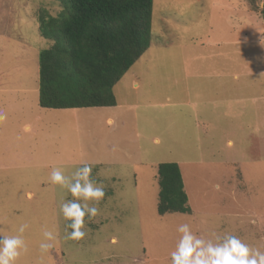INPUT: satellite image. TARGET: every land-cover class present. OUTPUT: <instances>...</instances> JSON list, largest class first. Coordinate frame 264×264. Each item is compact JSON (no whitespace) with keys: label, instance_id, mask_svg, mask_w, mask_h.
<instances>
[{"label":"rangeland","instance_id":"rangeland-1","mask_svg":"<svg viewBox=\"0 0 264 264\" xmlns=\"http://www.w3.org/2000/svg\"><path fill=\"white\" fill-rule=\"evenodd\" d=\"M61 9L0 0V239L22 236L15 264H171L182 224L264 252L257 0H153L150 45L112 87L116 104L53 109L38 104V55L52 43L38 16ZM160 162L179 165L191 213L158 215ZM85 163L104 196L89 204L97 214L85 217V236L67 239L61 204L73 197L50 176L71 178ZM45 230L56 236L47 252Z\"/></svg>","mask_w":264,"mask_h":264},{"label":"trees","instance_id":"trees-1","mask_svg":"<svg viewBox=\"0 0 264 264\" xmlns=\"http://www.w3.org/2000/svg\"><path fill=\"white\" fill-rule=\"evenodd\" d=\"M56 16L40 12L38 104L53 109L116 104L112 87L148 49L153 0H59ZM158 215L191 213L180 167L157 165ZM71 231V230H70Z\"/></svg>","mask_w":264,"mask_h":264},{"label":"clouds","instance_id":"clouds-1","mask_svg":"<svg viewBox=\"0 0 264 264\" xmlns=\"http://www.w3.org/2000/svg\"><path fill=\"white\" fill-rule=\"evenodd\" d=\"M257 7L264 9V0H257ZM4 119L0 114V120ZM25 131H30L26 126ZM92 166L85 163L76 169L72 177L66 176L61 170L54 169L50 180L54 184L67 189L73 199L61 204V213L68 221L66 227L71 231L67 239L79 240L85 236L82 229L85 225V217H94L97 214L96 207L89 204L99 202L104 196L102 186H96L91 178ZM27 225H21L19 233H23ZM177 231L181 234L175 250L171 253V264H264V252L259 249H251L235 235L217 237L216 242L198 238L188 224H182ZM44 242L40 244L42 251L47 252L53 247L50 241H55L56 236L52 231L45 230ZM27 246L22 236H3L0 239V264H15L16 259Z\"/></svg>","mask_w":264,"mask_h":264},{"label":"crops","instance_id":"crops-1","mask_svg":"<svg viewBox=\"0 0 264 264\" xmlns=\"http://www.w3.org/2000/svg\"><path fill=\"white\" fill-rule=\"evenodd\" d=\"M236 75H237V74H234V77L237 79ZM134 85H136V84H134ZM26 126H27V125H26ZM26 126H25V127H26Z\"/></svg>","mask_w":264,"mask_h":264}]
</instances>
